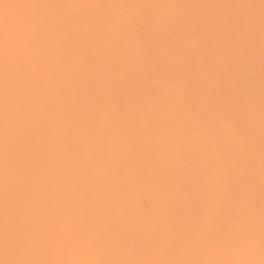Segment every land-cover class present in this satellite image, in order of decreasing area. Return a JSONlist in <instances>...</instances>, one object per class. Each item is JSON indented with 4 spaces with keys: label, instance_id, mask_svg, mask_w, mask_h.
Wrapping results in <instances>:
<instances>
[{
    "label": "snow or ice",
    "instance_id": "obj_1",
    "mask_svg": "<svg viewBox=\"0 0 264 264\" xmlns=\"http://www.w3.org/2000/svg\"><path fill=\"white\" fill-rule=\"evenodd\" d=\"M0 264H264V0H0Z\"/></svg>",
    "mask_w": 264,
    "mask_h": 264
},
{
    "label": "bare ground",
    "instance_id": "obj_2",
    "mask_svg": "<svg viewBox=\"0 0 264 264\" xmlns=\"http://www.w3.org/2000/svg\"><path fill=\"white\" fill-rule=\"evenodd\" d=\"M187 2H192V0H187ZM130 195L135 203L148 202L155 198V193L148 187L133 188Z\"/></svg>",
    "mask_w": 264,
    "mask_h": 264
}]
</instances>
